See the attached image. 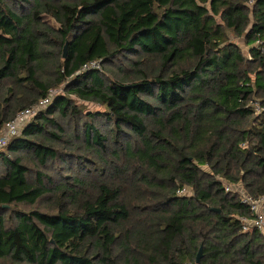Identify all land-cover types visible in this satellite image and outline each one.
Listing matches in <instances>:
<instances>
[{
	"label": "trees",
	"instance_id": "1",
	"mask_svg": "<svg viewBox=\"0 0 264 264\" xmlns=\"http://www.w3.org/2000/svg\"><path fill=\"white\" fill-rule=\"evenodd\" d=\"M28 108L0 264H264V0H0V134Z\"/></svg>",
	"mask_w": 264,
	"mask_h": 264
},
{
	"label": "built area",
	"instance_id": "2",
	"mask_svg": "<svg viewBox=\"0 0 264 264\" xmlns=\"http://www.w3.org/2000/svg\"><path fill=\"white\" fill-rule=\"evenodd\" d=\"M262 40H257L256 44H261ZM87 68H98L100 66L97 62H91L89 65H86ZM85 66V67H86ZM54 92H51V95L40 101L38 108L46 105L50 102L51 96ZM37 108H28L16 115L11 121L7 122L0 134V150L4 148L10 139L19 135L22 128L28 123V121L37 113ZM226 189L228 191H235L240 196L241 202L247 205L252 214L251 217L241 216L240 220L243 222V228L245 231L251 229H257L261 232H264V196L254 197L249 194L244 188H231L230 185H227ZM186 189L182 190L180 193H184ZM185 194V193H184Z\"/></svg>",
	"mask_w": 264,
	"mask_h": 264
},
{
	"label": "rangeland",
	"instance_id": "3",
	"mask_svg": "<svg viewBox=\"0 0 264 264\" xmlns=\"http://www.w3.org/2000/svg\"><path fill=\"white\" fill-rule=\"evenodd\" d=\"M53 22V21H52ZM229 35H230V37L232 38V40H235L236 42H239V44H241V46L243 47V50H244V53L249 57V58H251V56H250V54L247 52V49H248V46L246 45V42H245V36H239V35H237V34H235V33H233V32H229L228 33ZM91 105V104H90ZM91 109H96V107L95 106H93V105H91ZM103 132H105V131H103ZM31 167H32V165H31ZM34 171L32 172V178L34 179V178H36V170H38V169H33ZM41 172H47L49 175H54L55 176V173L54 172H52V170H50V169H44V168H42V169H39ZM231 186V188H244V186H243V184H241V183H237V184H232V185H230ZM226 187H227V185H226ZM244 190H245V188H244ZM246 191V190H245ZM184 193H188V194H191L192 193V191L190 190V189H187ZM49 205H51V203L48 201V200H45L44 202H43V204H42V208H41V210H43V211H48V212H50V211H52L51 210V207H46V206H49ZM27 208H31L32 206L30 205H28V206H26Z\"/></svg>",
	"mask_w": 264,
	"mask_h": 264
},
{
	"label": "water",
	"instance_id": "4",
	"mask_svg": "<svg viewBox=\"0 0 264 264\" xmlns=\"http://www.w3.org/2000/svg\"><path fill=\"white\" fill-rule=\"evenodd\" d=\"M66 55H67V44H66L65 47H64V54H63V57L66 58ZM213 210H214V211H220L219 209H216V208H214ZM201 256H202V249H201V250L199 251V253H198V256H197V262H199Z\"/></svg>",
	"mask_w": 264,
	"mask_h": 264
}]
</instances>
